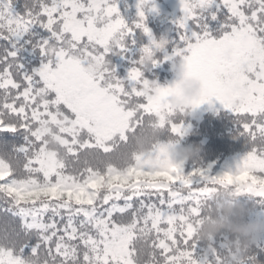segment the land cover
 I'll list each match as a JSON object with an SVG mask.
<instances>
[{
	"label": "snow or ice",
	"instance_id": "6c2138e0",
	"mask_svg": "<svg viewBox=\"0 0 264 264\" xmlns=\"http://www.w3.org/2000/svg\"><path fill=\"white\" fill-rule=\"evenodd\" d=\"M148 4L129 24L118 0H0V264H264V232L243 257L227 235L201 237L221 188L264 207V0H179L171 41ZM134 48L121 77L107 57ZM183 77L202 87L177 109ZM213 99L248 150L234 170L186 171L184 116Z\"/></svg>",
	"mask_w": 264,
	"mask_h": 264
},
{
	"label": "trees",
	"instance_id": "16d2710c",
	"mask_svg": "<svg viewBox=\"0 0 264 264\" xmlns=\"http://www.w3.org/2000/svg\"><path fill=\"white\" fill-rule=\"evenodd\" d=\"M155 3L157 9L150 11L151 4ZM120 9L126 19L131 24L137 17V9L135 7L136 0H118ZM147 14V24L152 29L153 34L159 38L172 40L176 36L177 25L174 20L182 15L179 6V0H149V4L145 6ZM143 34L141 33V36ZM146 40V38H144ZM138 47V45H137ZM139 52L134 48L132 51L121 56L119 52L110 53L107 59L117 66L121 77L127 75V69L130 67V59L125 57L135 58ZM162 55V53H158ZM183 72V59H178L174 65H166L157 77L161 84L175 81ZM186 77H183L179 82H184ZM174 108L179 109L181 104H172ZM187 123L191 125L187 135L180 141V145L174 150L180 157L183 150L190 147H198V151L192 157H185V170L190 171L196 166H205L213 163V172H219L227 168L235 169L238 161L248 150V144L244 136L238 135L237 125L234 123L235 116L223 106H217L215 99L210 106L207 102L200 105L195 112L184 116ZM155 135L156 131L151 130ZM167 137H161L166 139ZM158 139V137H156ZM146 139L137 135L133 138V146L139 150L141 144ZM151 148V145H150ZM140 151V150H139ZM248 177L240 175L236 177H225L229 184L238 186L245 185ZM255 184L256 181H253ZM264 187V182L261 183ZM243 206L244 211H240ZM204 217V226L213 225L215 231L209 232L206 237L223 234L229 237L228 244L237 253L238 257H243L249 246L244 242L247 233L241 232L240 229L245 225L256 222H263L264 207L254 204L248 197L236 198L231 189L221 188L209 202ZM264 243V235L260 237Z\"/></svg>",
	"mask_w": 264,
	"mask_h": 264
},
{
	"label": "clouds",
	"instance_id": "9594fccd",
	"mask_svg": "<svg viewBox=\"0 0 264 264\" xmlns=\"http://www.w3.org/2000/svg\"><path fill=\"white\" fill-rule=\"evenodd\" d=\"M184 95L185 97L187 98H190V97H194L196 95H198L199 93V90H200V86L199 84L196 82V81H193V80H188L184 83ZM187 115H190V113H186ZM159 133L156 132L155 135L150 131V139H146L140 146V151H144V152H147L150 150V145L152 143L153 140L156 139V137H158ZM198 151V147L196 146H190L186 149L183 150V153L182 155L184 157H192L194 154H196V152ZM240 211L243 212L244 211V208L243 206L240 207ZM215 231V227L211 224L209 225H206L204 226L202 229H201V236H204L206 237V235L209 233V232H213ZM241 232H244V233H247V235L245 236L244 238V242L250 246L256 236L261 233V232H264V222H261L259 224H257L256 222H252V223H249L247 225H245L243 228L240 229Z\"/></svg>",
	"mask_w": 264,
	"mask_h": 264
},
{
	"label": "rangeland",
	"instance_id": "374dc122",
	"mask_svg": "<svg viewBox=\"0 0 264 264\" xmlns=\"http://www.w3.org/2000/svg\"><path fill=\"white\" fill-rule=\"evenodd\" d=\"M188 80L196 81L199 84L200 89H201L202 84H201V81L198 78H196V77H186V79H185L184 82H179V85H178V94L172 96V98L170 100V103H172V104L182 103V98H186L185 95H184V88H183V86H184V83L186 81H188ZM215 102L217 103V106H222L219 103V101H216L215 100ZM263 222H264V213H263Z\"/></svg>",
	"mask_w": 264,
	"mask_h": 264
}]
</instances>
